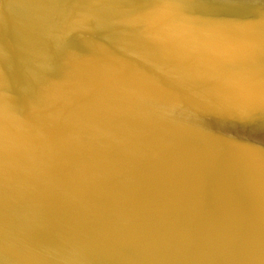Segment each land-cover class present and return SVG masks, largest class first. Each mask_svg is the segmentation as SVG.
<instances>
[{"label":"water","instance_id":"1","mask_svg":"<svg viewBox=\"0 0 264 264\" xmlns=\"http://www.w3.org/2000/svg\"><path fill=\"white\" fill-rule=\"evenodd\" d=\"M0 264H264V0H0Z\"/></svg>","mask_w":264,"mask_h":264}]
</instances>
